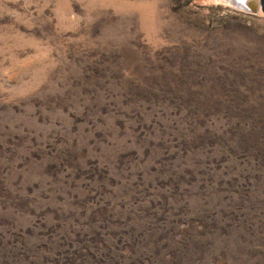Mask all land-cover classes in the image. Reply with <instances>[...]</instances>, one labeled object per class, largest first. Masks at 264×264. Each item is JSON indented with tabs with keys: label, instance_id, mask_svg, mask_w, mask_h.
I'll list each match as a JSON object with an SVG mask.
<instances>
[{
	"label": "rangeland",
	"instance_id": "obj_1",
	"mask_svg": "<svg viewBox=\"0 0 264 264\" xmlns=\"http://www.w3.org/2000/svg\"><path fill=\"white\" fill-rule=\"evenodd\" d=\"M0 0V264H264V0Z\"/></svg>",
	"mask_w": 264,
	"mask_h": 264
},
{
	"label": "water",
	"instance_id": "obj_2",
	"mask_svg": "<svg viewBox=\"0 0 264 264\" xmlns=\"http://www.w3.org/2000/svg\"><path fill=\"white\" fill-rule=\"evenodd\" d=\"M231 2V4L234 6V7H236V8H238V9H240V10H243V11H245V12H248V13H254V12H256V10H257V8H258V6H259V2H258V0H254V8H249L247 5H246V1L247 0H245L243 3H240L239 2V0H236V2L235 1H232V0H230Z\"/></svg>",
	"mask_w": 264,
	"mask_h": 264
},
{
	"label": "bare ground",
	"instance_id": "obj_3",
	"mask_svg": "<svg viewBox=\"0 0 264 264\" xmlns=\"http://www.w3.org/2000/svg\"><path fill=\"white\" fill-rule=\"evenodd\" d=\"M232 1H235L236 2V0H232ZM245 1V0H244ZM227 2L228 3H230L231 1L230 0H227ZM231 4V3H230ZM254 0H247L246 1V5L249 7V8H254Z\"/></svg>",
	"mask_w": 264,
	"mask_h": 264
},
{
	"label": "snow or ice",
	"instance_id": "obj_4",
	"mask_svg": "<svg viewBox=\"0 0 264 264\" xmlns=\"http://www.w3.org/2000/svg\"><path fill=\"white\" fill-rule=\"evenodd\" d=\"M239 2H240V3H243V2H244V0H239Z\"/></svg>",
	"mask_w": 264,
	"mask_h": 264
}]
</instances>
